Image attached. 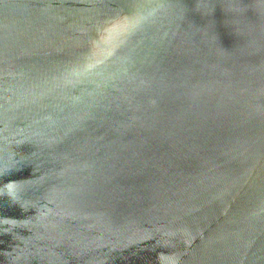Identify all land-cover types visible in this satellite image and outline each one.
Returning <instances> with one entry per match:
<instances>
[{
    "label": "water",
    "instance_id": "1",
    "mask_svg": "<svg viewBox=\"0 0 264 264\" xmlns=\"http://www.w3.org/2000/svg\"><path fill=\"white\" fill-rule=\"evenodd\" d=\"M0 264H264V0H0Z\"/></svg>",
    "mask_w": 264,
    "mask_h": 264
}]
</instances>
